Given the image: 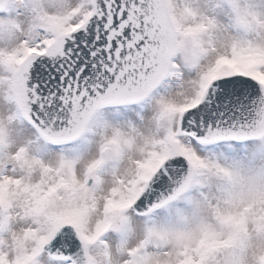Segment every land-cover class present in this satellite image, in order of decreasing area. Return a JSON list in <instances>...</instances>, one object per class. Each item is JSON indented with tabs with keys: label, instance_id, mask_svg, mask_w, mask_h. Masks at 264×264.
Wrapping results in <instances>:
<instances>
[{
	"label": "snow or ice",
	"instance_id": "1",
	"mask_svg": "<svg viewBox=\"0 0 264 264\" xmlns=\"http://www.w3.org/2000/svg\"><path fill=\"white\" fill-rule=\"evenodd\" d=\"M0 264H264V0H0Z\"/></svg>",
	"mask_w": 264,
	"mask_h": 264
}]
</instances>
